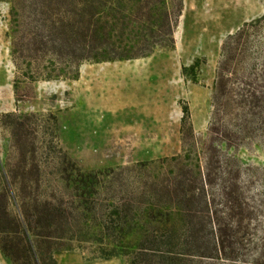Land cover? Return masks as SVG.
I'll use <instances>...</instances> for the list:
<instances>
[{"label": "trees", "instance_id": "1", "mask_svg": "<svg viewBox=\"0 0 264 264\" xmlns=\"http://www.w3.org/2000/svg\"><path fill=\"white\" fill-rule=\"evenodd\" d=\"M9 1L12 61L32 82L76 79L83 62L173 49L183 11V0ZM211 102L205 138L195 136L184 106L181 153L141 164L143 187L117 200L100 199L112 170L63 172L74 184L79 222L94 231L81 241L105 242L112 254L104 257L127 264H264V189L248 196L259 176L222 151L245 142L264 148V14L223 42ZM16 178L0 165V252L10 264H56L51 241L63 237L51 229L68 223L70 213L62 204L25 202Z\"/></svg>", "mask_w": 264, "mask_h": 264}, {"label": "rangeland", "instance_id": "2", "mask_svg": "<svg viewBox=\"0 0 264 264\" xmlns=\"http://www.w3.org/2000/svg\"><path fill=\"white\" fill-rule=\"evenodd\" d=\"M11 11L12 3L0 0V165L15 173L25 202L62 204L70 213L68 223L51 229L63 237L51 241L56 264H127L104 257L112 254L105 242L81 241L94 231L79 222L74 184L63 180V172L112 170L113 181L100 197L106 203L141 188L147 178L141 164L181 153L184 106L195 136L205 138L222 44L264 14V0H183L173 49L134 60L83 62L76 79L35 82L13 64ZM47 61L42 58L40 66ZM222 151L259 176L248 196L264 189L262 146L245 142ZM232 220L236 229L238 219ZM0 264H10L1 252Z\"/></svg>", "mask_w": 264, "mask_h": 264}]
</instances>
